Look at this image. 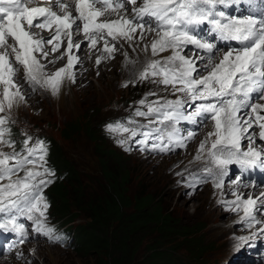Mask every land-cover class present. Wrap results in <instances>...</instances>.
Listing matches in <instances>:
<instances>
[{"label":"snow or ice","instance_id":"obj_1","mask_svg":"<svg viewBox=\"0 0 264 264\" xmlns=\"http://www.w3.org/2000/svg\"><path fill=\"white\" fill-rule=\"evenodd\" d=\"M33 3L34 0H0V113L10 110L15 101L25 99L16 79L20 67L24 80L50 87L53 94L58 92L65 76L75 82L72 69L79 57L74 56L72 50L79 51L81 44L74 43V31L82 32L91 48L103 41V51L109 57L117 50L116 44L109 43V38L132 41L139 33V39L143 40L145 32H156L157 38L150 45L152 55L169 49L172 55L164 60L150 61L140 78L160 77L159 83L170 85L174 93H183L190 101L188 107H195L185 115L181 110L186 101L177 98L163 104L153 102L158 105L156 107L150 103L147 112L137 111L136 115L155 113L162 117L159 123L185 120L202 125L210 119L213 130L200 142L197 160L206 150L219 176L227 175L232 165L242 170L264 172V104L255 102L264 100V0H259L254 14L239 18L226 17L223 10H217V5H224L226 0H142L140 7L132 8L131 16L125 14V4L135 6L137 0H73L74 8L65 0H44L42 6H31ZM54 7L58 11L53 10ZM113 14L116 19H101ZM146 17L154 20L156 27L146 21ZM207 24L213 26L221 39L234 41L236 46L224 51L218 61L210 56L204 64L205 75L199 69L203 57L198 51L214 55L218 50L215 43L195 32L196 26ZM34 29L48 31L51 35L45 38ZM65 38L67 65L49 75L41 59H47L50 52L59 51ZM46 45L51 46L49 51L45 50ZM188 51H193V55H187ZM101 59L98 57L96 63ZM140 104L144 105L145 100ZM7 122L6 117H0V146L12 149L11 152L0 150V181H8L0 184V214H3L0 215V229L23 237L24 225L17 222L12 210L26 211L30 220L33 213H38L36 231L41 232L40 218L48 208L42 187L51 182L46 177L52 173L45 166L44 142L37 141L29 146L31 137H28L23 141V150L17 151L15 141L7 138L11 135L10 129L2 127ZM108 128L130 131L123 125H108ZM175 134L173 125V131L167 133L170 142ZM131 135L135 137L136 131L132 130ZM142 135L143 139L137 142L147 145L153 133L145 131ZM195 135L196 131H188L176 142L185 147V140ZM155 138L163 140L162 135ZM257 141L261 142L260 147L256 146ZM151 148L165 151L167 146L153 143ZM21 171L23 176L19 175ZM205 172L213 174L211 168H205ZM243 180L244 176L240 175L232 183L240 185ZM215 186L222 187V181ZM233 195L235 200L227 202L228 210L241 213V222H246L249 230L248 235L238 238L240 244L254 248L258 241L264 243V193L246 198L240 193ZM46 234L50 235L51 229ZM24 242L23 238L19 240L21 244Z\"/></svg>","mask_w":264,"mask_h":264},{"label":"rangeland","instance_id":"obj_2","mask_svg":"<svg viewBox=\"0 0 264 264\" xmlns=\"http://www.w3.org/2000/svg\"><path fill=\"white\" fill-rule=\"evenodd\" d=\"M233 2L237 4L236 0ZM43 4L44 2L41 6ZM225 5L227 4L225 3ZM132 8L130 7L131 10ZM217 10L220 9L217 8ZM75 32L78 34V30ZM145 33L148 34L150 41H148V45L147 42H144V45L150 48L152 40L157 36L152 32ZM50 35L42 36L48 38ZM205 40L211 42L209 39ZM135 41H142L139 39V33L136 34ZM123 42L112 41L109 38V43H114L117 46L112 57L103 51V41L97 44L100 46L99 50L95 47V60L99 56L102 59L99 64L95 61L93 67L98 65V72L95 73L84 68L83 71L86 70L84 80L82 78L77 82V88L80 87L82 90L87 87V89H83V91L76 89L73 98H71L67 76L62 79V86L60 84L58 92L53 94L50 87L24 80V71L20 67L16 79L25 99L15 101L10 110L6 109L5 112L0 113V117H6L8 121L2 127L10 129V131L15 130V133L7 138L15 141L17 151L28 137H31L32 140L30 145L35 143L38 136L43 142H45V137L54 139L61 145L66 156L84 172L88 189L97 192L102 173L92 151V137L87 133L83 124L87 119L93 120L94 123L99 122L100 125L96 127L97 130L93 132V135L103 136L108 145L114 147L126 160V165L129 168L130 193L132 194L136 189L142 192L151 191L157 197L162 198L163 206L168 210L171 209L182 224L197 223V225L203 226L195 234L199 240H202L199 251L189 253L186 249L179 248L177 252H172L176 259L178 258L179 261L186 264H261V260L264 259V243L258 241L254 248L240 244L238 238L249 234L247 223L241 222V213L228 210L227 202L235 200V195L228 192L227 187L239 175L240 169L234 168L235 165L229 166L228 174L218 175L216 179V173L219 170L209 162L207 151L205 150L201 154L200 160L196 159L200 142L205 139L207 133L213 130L212 121L208 119L202 125L185 120L159 123L158 121L162 117L155 113L148 116L136 115L137 111L147 112L150 103L156 107L158 105L153 102L163 104L166 100L177 98L186 101L181 110L185 115L193 110L195 105L189 108L188 98L183 93H174L170 85L165 86L159 83L160 77L140 78L141 72L145 70L150 61L164 60L172 55V51L169 49L153 56L150 48L146 56L140 57L136 54L138 51L136 45H131L127 40H123ZM76 43L81 44L78 51L80 53L88 41L81 38ZM128 43L133 50L130 56L123 52L124 46ZM66 46L67 42L64 46L63 58L65 60L62 67H65L67 63ZM229 47L231 46L218 47L214 55L197 50L198 55L203 57L199 61L200 71L206 75L204 64L207 59L211 56L212 59L219 60L222 57L219 52L227 50ZM187 55H193V51H188ZM44 70L49 75L53 73V71L47 70L46 66ZM137 91H141V94L134 97ZM142 99L145 100L144 105L140 104ZM255 102L264 104V100ZM87 114H89V118ZM199 119L197 117V120ZM150 121H154V123H150ZM70 122L81 124L82 128L78 133L68 131V135L63 136L62 128ZM108 125H123L130 131H110ZM173 125L176 134L173 137L175 141L171 144L166 141L162 145L161 142H154L153 138L148 141L147 145L137 142L143 138L142 133L148 131V127L160 129L159 133L167 136V133L173 131ZM190 125L193 126L189 127ZM132 130L137 133L135 137L131 135ZM188 131H196L195 137L185 140V147L179 146L176 141L186 136ZM120 141H124V143L121 144ZM153 143L167 146V148L165 151L153 150L151 148ZM256 146L260 147L261 142L257 141ZM0 150L12 151L7 146H0ZM205 168H211L213 174L205 172ZM22 173L23 171L19 175L23 176L24 173ZM15 178L13 177V179ZM221 181L224 188L217 190L218 187L215 185ZM7 182V180L0 181V184ZM260 183H262L261 186L256 185L254 192H250L249 195L259 196L260 193H264V181ZM246 185H250V181ZM259 189H261L260 193ZM235 193L242 194L239 191ZM42 194H44V189ZM258 218L260 217L258 216ZM86 220V216L82 213L62 225L48 217L47 212L44 217L40 218L42 230L51 229V232L59 231L54 228H59L64 232L73 230L76 224ZM36 228L29 232V238L23 244H19L16 249L5 253L0 252V264H105L103 255L97 250L86 251L79 246L77 235L72 234L73 231L67 233L66 242L57 244L49 242L46 233L37 232ZM139 234L143 236L142 242L135 252L132 262L127 264H146L149 259L153 258L146 244L157 241L158 234L152 229L141 231ZM171 244L177 247L182 243H178L177 240L175 242L167 240L164 245L172 248Z\"/></svg>","mask_w":264,"mask_h":264},{"label":"trees","instance_id":"obj_3","mask_svg":"<svg viewBox=\"0 0 264 264\" xmlns=\"http://www.w3.org/2000/svg\"><path fill=\"white\" fill-rule=\"evenodd\" d=\"M140 94L141 91H137L134 97ZM98 125L99 122L90 119L83 124L92 137V151L102 173L97 192L88 189L84 172L66 156L61 145L45 137L46 167L52 173L46 177L51 182L45 185L43 194L48 204L47 216L61 225L81 213L85 215L87 220L76 224L73 234L86 251L101 253L105 264L132 262L143 239L139 233L148 229L155 231L159 239L146 244L153 257L146 264H186L176 259L172 252L184 248L189 253H197L202 240L195 234L203 226L182 224L171 209L163 206L162 198L151 191L136 189L131 194L126 160L103 136L93 135ZM81 128V124L70 122L62 128L61 134L78 133ZM10 133L13 135L15 130ZM167 240L182 244L177 247L171 244L170 248L164 245Z\"/></svg>","mask_w":264,"mask_h":264},{"label":"bare ground","instance_id":"obj_4","mask_svg":"<svg viewBox=\"0 0 264 264\" xmlns=\"http://www.w3.org/2000/svg\"><path fill=\"white\" fill-rule=\"evenodd\" d=\"M35 4L37 6H41V4L44 2V1H38V0H34ZM66 3H69L70 7H73L74 8V3H73V0H65ZM39 4V5H38ZM53 10H57L55 7ZM227 12L229 13L228 15L226 14V17H229V18H239L241 17L243 14L246 13V10L242 7H239V8H233V7H230L227 9ZM113 18H116V16L113 14L112 16H105V17H102L101 19H113ZM35 32L39 33L40 35H50V33L48 31H43V33H41V30L40 29H34ZM75 32V31H74ZM148 33H151V32H148ZM154 35H156V33H153ZM79 35V36H78ZM218 36L219 34L215 31V29H212L211 26H209L208 24L205 26V31H202L201 32V37L203 38H206V39H209L211 40V42H215V44L218 46V47H221V46H231V47H235L236 44L234 41H230V40H224V39H221L219 37L218 39ZM81 38H84V35L82 34V32L78 31V34H76V32L73 34V41L74 43H76L79 39ZM136 39V38H135ZM135 39H133L132 41H130V44H134L138 47V51L136 52V54L140 57H144L146 56V54L149 52V47L147 46V50L145 49V45H144V42H147V45H148V41H150L149 37H148V34H144V39L139 42V41H135ZM87 41V40H86ZM120 41L122 43L123 42V39H120ZM66 40L64 39V43L62 44L61 48L59 51L55 52V53H51L49 54V56L47 57V59H41V63L44 64L47 68V70H51L53 71V73L61 68L62 66H64V58H63V51H64V46L66 45ZM129 43L126 44L124 46V54L130 56L131 53H132V47ZM100 45H96L97 49L99 50V47ZM50 47L51 46H45V50L46 51H49L50 50ZM67 47V46H66ZM136 49V48H135ZM62 50V51H61ZM83 51V52H82ZM82 51H80V53L78 51L75 52V49L72 50V53L74 54V56H78L79 57V62L75 64L74 68L72 69V72L74 73V78H75V82H73L72 79L69 78V86H70V90H71V98L74 97L75 95V90L80 89V87L77 88V82L80 81V79H82L84 77V75L86 74V70H84V68H86L87 70L89 71H93V72H98V65H96L95 67H93L95 65V54H96V48H91L88 46V43L86 44V46L83 47ZM226 51V50H224ZM224 51H221L219 52L220 55H223ZM135 53V52H134ZM62 57V58H61ZM100 57V56H99ZM215 60V59H214ZM49 61H54L52 63H50ZM218 61V60H216ZM67 65V63L65 64V66ZM101 67V66H100ZM45 71V70H44ZM46 72V71H45ZM88 72V71H87ZM94 74V73H93ZM100 74V72H99ZM101 75V74H100ZM98 76V75H97ZM86 77V76H85ZM99 77V76H98ZM101 78V77H100ZM84 80V78H83ZM61 84V83H60ZM79 84V83H78ZM88 84V83H87ZM62 86V84H61ZM84 87V86H83ZM84 90L87 89V87H84L83 88ZM83 89L81 91H83ZM69 90V91H70ZM90 92V91H89ZM61 93V92H60ZM83 94V93H82ZM64 95V94H63ZM69 95V94H68ZM60 97V96H59ZM76 97V96H75ZM63 98V97H62ZM63 102V101H62ZM196 103H200L199 101L196 102ZM195 107V106H194ZM194 109V108H193ZM234 168H237V165H235ZM218 175L215 177L217 179ZM249 179H246L244 178L243 180V183L240 184V185H236V184H233V183H229L228 184V187H227V191L228 192H232V193H235V192H242L243 195H245V197H247L250 192H254L255 190V186L256 185H260L262 183H259L257 181H255V183H250V185H246L249 183ZM248 182V183H247ZM224 186L222 185V187H218L217 190H223ZM262 189V188H261ZM261 189L258 190V192L260 193ZM226 191V190H225ZM220 192V191H219ZM222 192V191H221ZM257 192V193H258ZM256 193V194H257ZM252 196H255V194H252ZM223 199V198H222ZM234 200V199H233Z\"/></svg>","mask_w":264,"mask_h":264}]
</instances>
